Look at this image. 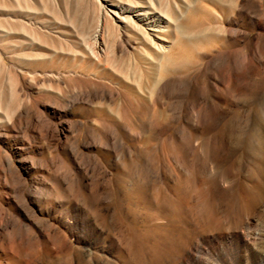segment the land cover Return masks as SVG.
<instances>
[{"label": "rangeland", "instance_id": "374dc122", "mask_svg": "<svg viewBox=\"0 0 264 264\" xmlns=\"http://www.w3.org/2000/svg\"><path fill=\"white\" fill-rule=\"evenodd\" d=\"M139 11L163 16L161 38ZM217 108L264 111V0H0V264H127L101 220L122 171L150 155L154 179L200 170L201 111ZM233 155L248 182L253 161ZM228 187L160 264H264V187L231 214Z\"/></svg>", "mask_w": 264, "mask_h": 264}, {"label": "bare ground", "instance_id": "6f19581e", "mask_svg": "<svg viewBox=\"0 0 264 264\" xmlns=\"http://www.w3.org/2000/svg\"><path fill=\"white\" fill-rule=\"evenodd\" d=\"M136 15L145 28L150 30L151 35L161 38L158 32L165 23L161 14L139 11ZM185 52H180L179 57ZM174 61L168 60L163 73L171 70L170 64ZM201 113L211 119L215 130L211 135L207 131L203 133L200 145L205 150V156L201 159L204 161L200 170L187 167L189 172H181L174 178V182L170 183V180L163 177L154 179L153 172L146 169L149 167L156 171L163 162L161 158L153 155L142 156L128 162L126 169L118 178V190L110 193L113 195L114 212L110 215L102 213L101 220L109 228L116 226L121 230L131 257L127 264H160L166 255L179 248L181 242L185 240L187 224L186 226L184 224L189 214L200 216L204 211V203L208 200L210 188H219L220 182L229 184L224 194L226 192L225 197L228 196L227 212L230 214L248 210L259 202L264 187V111L245 113L239 108L228 110L217 108L203 109ZM185 139L186 143L192 144V135H186ZM235 149L242 151L243 160L248 156L251 159L249 160L253 161L248 182H245L241 175L242 167L245 166L242 163L236 166L234 162ZM213 150H216L215 153L219 151V154L212 153ZM211 154L218 157L214 158ZM208 161L210 163L213 161L214 166L213 169L210 168L211 170L208 168ZM184 162V165L189 166L188 160ZM233 169L237 171L231 173ZM110 216L112 221H109ZM114 243L112 240L108 245H101L89 241L90 255L100 256L99 250L109 251ZM69 263L67 252L61 264Z\"/></svg>", "mask_w": 264, "mask_h": 264}]
</instances>
